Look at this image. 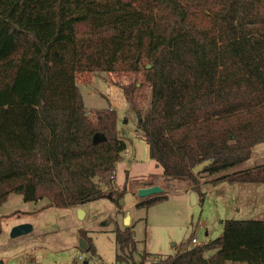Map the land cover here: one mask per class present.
Masks as SVG:
<instances>
[{"label":"trees","instance_id":"1","mask_svg":"<svg viewBox=\"0 0 264 264\" xmlns=\"http://www.w3.org/2000/svg\"><path fill=\"white\" fill-rule=\"evenodd\" d=\"M50 56L79 73L148 71L137 126L166 183L202 199L206 183L264 184V164L244 168L264 143V0H0V110L36 109L33 146L0 148V225L13 194L45 202L41 211L124 197L98 182L110 183L128 148L117 112L89 111L81 95L44 107ZM115 234V263L138 264L133 229ZM228 263L264 264V221L226 220L219 238L151 264Z\"/></svg>","mask_w":264,"mask_h":264},{"label":"rangeland","instance_id":"2","mask_svg":"<svg viewBox=\"0 0 264 264\" xmlns=\"http://www.w3.org/2000/svg\"><path fill=\"white\" fill-rule=\"evenodd\" d=\"M147 76L145 69L138 73H79L72 64L49 57L44 107H74L77 95H81L89 111L117 112V133L128 148L110 183L101 179L98 182L110 195L124 197L119 207L104 199L79 209L41 211L45 202L26 203L21 195H11L2 211L8 218L0 225V264H116L115 231L126 227L127 216L137 242L133 259L138 264L158 262L161 257L166 259L179 250L217 239L223 234L226 220L264 221V184L206 183L201 186L203 199L194 193L198 199L193 204L188 183H166L161 178L163 170L151 159L149 145L137 126V111L144 112L151 104ZM35 118L34 107L1 109L0 148L32 147ZM261 164L264 143L254 148V156L244 168ZM150 185L159 186L167 198L151 206H140L154 197L139 196V191ZM80 209L85 213L83 219L78 218ZM24 224L31 225L32 232L13 239V228ZM80 231L85 232L87 241ZM82 241L87 248L88 243H93L96 252H85L80 246Z\"/></svg>","mask_w":264,"mask_h":264},{"label":"water","instance_id":"3","mask_svg":"<svg viewBox=\"0 0 264 264\" xmlns=\"http://www.w3.org/2000/svg\"><path fill=\"white\" fill-rule=\"evenodd\" d=\"M151 66H149L148 68H150ZM204 165H201L199 168L201 169ZM162 194V189L159 187V186H153V187H150V188H144V189H141L139 191V196L141 197H149V196H157V195H160ZM191 198H192V203L193 204H196L197 203V199H196V195L194 193L191 194ZM85 213L83 210H78V218L79 219H83ZM124 225L126 227H129L130 225V216H127L125 219H124ZM33 230V227L29 224H24V225H19V226H16L13 228L12 232H11V237L13 239L15 238H19V237H22V236H26L28 234H30ZM81 248L83 250H86L87 249V245L84 241L81 242ZM86 264H88L86 262Z\"/></svg>","mask_w":264,"mask_h":264},{"label":"built area","instance_id":"4","mask_svg":"<svg viewBox=\"0 0 264 264\" xmlns=\"http://www.w3.org/2000/svg\"><path fill=\"white\" fill-rule=\"evenodd\" d=\"M197 241H196V239L194 238L193 239V243H196ZM228 264H241V263H228Z\"/></svg>","mask_w":264,"mask_h":264},{"label":"crops","instance_id":"5","mask_svg":"<svg viewBox=\"0 0 264 264\" xmlns=\"http://www.w3.org/2000/svg\"><path fill=\"white\" fill-rule=\"evenodd\" d=\"M43 103V102H42ZM44 106V105H43ZM119 163V162H118ZM117 165V164H116ZM197 199H198V196H197ZM86 264V263H85Z\"/></svg>","mask_w":264,"mask_h":264}]
</instances>
